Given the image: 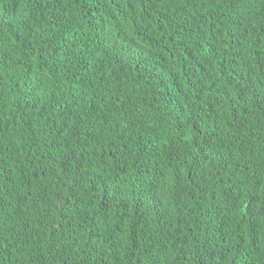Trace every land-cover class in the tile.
Returning <instances> with one entry per match:
<instances>
[{"label": "trees", "instance_id": "1", "mask_svg": "<svg viewBox=\"0 0 264 264\" xmlns=\"http://www.w3.org/2000/svg\"><path fill=\"white\" fill-rule=\"evenodd\" d=\"M0 264H264V0H0Z\"/></svg>", "mask_w": 264, "mask_h": 264}]
</instances>
